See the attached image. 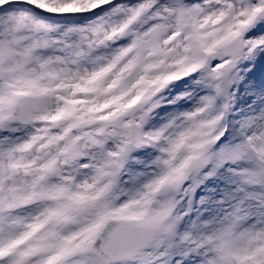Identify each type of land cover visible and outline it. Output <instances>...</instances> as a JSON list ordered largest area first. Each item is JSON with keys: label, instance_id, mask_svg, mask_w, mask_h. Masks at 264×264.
Returning <instances> with one entry per match:
<instances>
[{"label": "snow or ice", "instance_id": "obj_1", "mask_svg": "<svg viewBox=\"0 0 264 264\" xmlns=\"http://www.w3.org/2000/svg\"><path fill=\"white\" fill-rule=\"evenodd\" d=\"M0 264H264V0H0Z\"/></svg>", "mask_w": 264, "mask_h": 264}]
</instances>
